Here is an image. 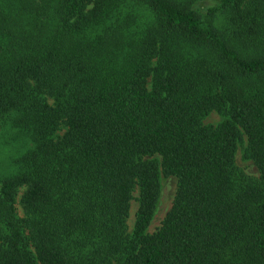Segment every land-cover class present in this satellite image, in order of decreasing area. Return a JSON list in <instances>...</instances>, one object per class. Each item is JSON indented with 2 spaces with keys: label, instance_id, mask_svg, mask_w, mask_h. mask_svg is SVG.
Returning <instances> with one entry per match:
<instances>
[{
  "label": "trees",
  "instance_id": "obj_1",
  "mask_svg": "<svg viewBox=\"0 0 264 264\" xmlns=\"http://www.w3.org/2000/svg\"><path fill=\"white\" fill-rule=\"evenodd\" d=\"M1 126L0 264H264V0H0Z\"/></svg>",
  "mask_w": 264,
  "mask_h": 264
},
{
  "label": "rangeland",
  "instance_id": "obj_2",
  "mask_svg": "<svg viewBox=\"0 0 264 264\" xmlns=\"http://www.w3.org/2000/svg\"><path fill=\"white\" fill-rule=\"evenodd\" d=\"M210 19V18H209ZM215 22L219 23V27L223 26V16L218 15L215 17ZM223 119V116L215 111L207 114L204 119V124L215 125ZM62 131L59 132L61 134ZM247 139L243 134L241 141L238 144L236 151L235 162L237 166L243 170L245 174L251 177H257L259 175L257 168L253 162L244 156V149L246 147ZM31 143L26 139L25 136L15 131L9 126L0 127V180L12 173L14 169V159L20 156ZM177 179L174 176H161L160 177V196L157 204V208L154 217L148 227V232H154L159 226L164 218L166 212L170 208L173 197L176 191ZM24 188L18 191L15 200V209L17 216H23L21 206L19 204V199ZM138 188L136 187L133 191V198L130 201L129 216L127 218L128 232H132L133 224L135 220V213L138 207Z\"/></svg>",
  "mask_w": 264,
  "mask_h": 264
}]
</instances>
